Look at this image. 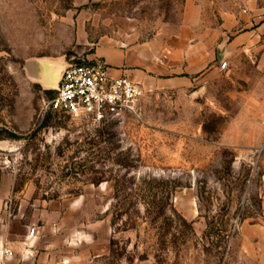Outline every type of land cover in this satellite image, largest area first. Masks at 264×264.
<instances>
[{
  "label": "rangeland",
  "instance_id": "rangeland-1",
  "mask_svg": "<svg viewBox=\"0 0 264 264\" xmlns=\"http://www.w3.org/2000/svg\"><path fill=\"white\" fill-rule=\"evenodd\" d=\"M187 10V0H0L3 252L35 226L69 264H258L244 230L264 222V34L253 52L225 53L222 37L200 31L207 52L185 82L157 77L133 111L102 122L46 110L55 91L28 70L43 57L95 62L86 54L100 41L178 40L197 17ZM221 21L207 8L209 29Z\"/></svg>",
  "mask_w": 264,
  "mask_h": 264
},
{
  "label": "crops",
  "instance_id": "crops-1",
  "mask_svg": "<svg viewBox=\"0 0 264 264\" xmlns=\"http://www.w3.org/2000/svg\"><path fill=\"white\" fill-rule=\"evenodd\" d=\"M214 5L222 18L221 26L209 29L206 22L207 8ZM187 7L188 16L197 17L184 27L178 40L123 44L100 41L94 50L86 54L87 59L100 60L108 66L112 76L127 75L144 87H150L157 77H162L172 85L186 81V73L193 69V55L206 54L207 33L199 35L200 31L213 30L215 37H222L224 42L221 47L225 53H230L231 49H237L234 53L253 52L264 34V0H187ZM78 34L79 41H87L83 31ZM67 65L62 56L43 57L32 62L28 70L44 90H57ZM59 71L58 83H55L51 75ZM5 189L4 183L0 182V219ZM11 223L6 228L0 226V264L5 260L9 264H69L73 261L72 257L63 255L64 247L45 240V232L35 226L24 229L20 239L10 245L14 256L4 255L3 248L9 244L8 240L12 236ZM34 227L36 232L31 235L30 231ZM244 247L258 264H264V222L245 228Z\"/></svg>",
  "mask_w": 264,
  "mask_h": 264
},
{
  "label": "built area",
  "instance_id": "built-area-1",
  "mask_svg": "<svg viewBox=\"0 0 264 264\" xmlns=\"http://www.w3.org/2000/svg\"><path fill=\"white\" fill-rule=\"evenodd\" d=\"M223 65H227L224 61ZM144 86L127 75L112 76L101 61L70 64L62 73L55 95L44 99V108L71 117L102 122L133 111L144 95ZM36 228H32L34 235ZM6 256L13 250L6 247ZM1 264H9L7 260Z\"/></svg>",
  "mask_w": 264,
  "mask_h": 264
},
{
  "label": "trees",
  "instance_id": "trees-1",
  "mask_svg": "<svg viewBox=\"0 0 264 264\" xmlns=\"http://www.w3.org/2000/svg\"><path fill=\"white\" fill-rule=\"evenodd\" d=\"M49 91H56V90H49Z\"/></svg>",
  "mask_w": 264,
  "mask_h": 264
}]
</instances>
